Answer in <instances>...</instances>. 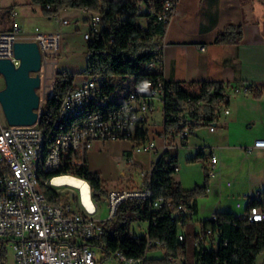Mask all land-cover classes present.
<instances>
[{
	"label": "built area",
	"instance_id": "1",
	"mask_svg": "<svg viewBox=\"0 0 264 264\" xmlns=\"http://www.w3.org/2000/svg\"><path fill=\"white\" fill-rule=\"evenodd\" d=\"M123 1L133 6L145 18L166 23L170 21L179 2V0ZM88 21L89 30L84 33L87 41L94 40L100 34L103 18L101 13L93 12L89 15ZM67 22V19L63 20V23ZM141 24L144 26L146 23L143 21ZM113 40L114 37L111 36V41ZM17 41H36L39 45L41 67L32 74L40 76L37 92L41 109L48 94L55 93V84L60 71L59 55L63 46V35L60 31H42L38 27L34 31L26 32L17 20H13L9 29L0 30V57L11 58L16 66L20 64V59L16 58L14 53V45ZM161 58L160 55L151 60L149 68L155 69L157 61ZM74 82V86L63 97L56 119L63 115V110L78 105H87L88 115L73 122L69 130L62 133L60 145L54 147L53 156L50 158L49 172H54L61 167L85 164L86 151L95 140H133L138 126L142 125L148 115L155 110L157 99L162 102L165 123V96L167 92L171 93L172 89L168 90L163 80L142 81L120 102H116L113 98L112 90H109L104 74H95L85 68L80 78L75 79ZM181 85L189 92L199 89L187 82ZM244 90L247 92L249 88L245 87ZM230 91L239 93L242 89L233 86ZM170 104L174 105V101ZM181 107L180 120H190L189 101H185ZM229 112L230 109L225 104H220L216 109L218 118L221 114ZM169 115L174 113L170 111ZM217 119L210 126L211 130L215 129ZM190 132L189 126L184 127L180 131V139L184 141ZM47 134L48 132L40 126L39 122L25 125L8 123L0 103V237L10 240L15 264H106L98 256L99 251L105 253L104 244L98 242L105 233L106 222L115 218L120 204L125 199L151 197V191L144 180L152 169L140 172L142 181L137 187L108 190L105 197L109 206L108 218L101 217L99 202L93 198L92 189L90 196L95 204L93 210L83 202L80 191L77 197L74 193L65 192L59 188V186L71 185H57L54 182H48L46 177L47 185L56 188L64 194L63 196L66 195L69 198L66 202L51 203L47 198H43L41 191H37L36 184L33 182V158L41 138H47ZM165 135L168 137L166 128ZM254 145L264 147V138L256 139ZM156 146L154 140L148 139L135 145V150L152 151ZM206 171L210 178L218 175L219 157L216 153L209 155ZM68 174L71 173L57 174L56 177ZM77 201L80 203L79 206ZM153 207L159 211L163 210L173 221L178 222L181 227L178 233L179 240L186 241V229H182L186 227L184 224L192 219V209L184 201L177 202L165 197L155 199ZM156 214L157 212L154 217ZM154 217L152 221L156 223ZM242 218L249 223L264 220V206H251ZM216 219L218 214L214 212L213 220ZM148 223L144 234H138L135 231V224L131 225L130 230V235L137 241H140L142 235L146 237L147 254L156 246L164 247L163 240L150 237L151 220ZM215 237L216 232L211 226H207L197 228L193 239L195 246L200 249V241H207L210 247H217ZM108 258L121 264H130V258H137V264H146L147 256L126 257L114 253L108 255ZM192 264L203 263L195 257Z\"/></svg>",
	"mask_w": 264,
	"mask_h": 264
},
{
	"label": "trees",
	"instance_id": "2",
	"mask_svg": "<svg viewBox=\"0 0 264 264\" xmlns=\"http://www.w3.org/2000/svg\"><path fill=\"white\" fill-rule=\"evenodd\" d=\"M41 4L43 10L53 14L67 7L86 9L101 13L103 25L100 34L94 40L87 41L86 69L95 74H104L107 78L109 90L114 89V80L132 76L134 84L127 94L142 81L152 79L163 80L167 92L165 127L167 139L172 145L175 138H180V131L189 126L191 131L200 126H211L218 118L216 109L220 104L229 105L232 83L216 80H203L197 91L189 92L182 87L183 82L166 80L163 77L161 60L157 61L155 69L149 68L151 60L161 55V47L158 39L167 30L168 23L155 22L145 18L136 9L123 0H31ZM47 6H50L49 8ZM146 24L142 26V22ZM111 36L114 40L111 41ZM244 29L241 24L229 22L219 31L215 39L217 44L239 43L243 39ZM75 75L60 70L55 84V93L48 98L44 106L39 110V124L48 132V137H56L59 129H56V117L59 112L64 95L73 87ZM192 84V83H190ZM247 88L252 89V86ZM125 96L122 98L124 99ZM259 95L258 93L256 94ZM174 101V105L170 102ZM189 101L190 117L188 121H181L179 112L181 106ZM172 111L174 115H169ZM56 119V120H55ZM55 121V123H54ZM148 140L147 130L143 124L138 126L133 138L135 145ZM186 142H183L185 144ZM206 153L199 150L190 160L205 158ZM178 153L171 149H165L162 155L153 163L150 174L144 183L151 191L149 198H128L119 206L114 219L106 222L105 233L98 243L104 244L106 255L120 250L127 256H147L146 237L141 236L137 241L130 235L131 225L135 221H149V235L151 238H159L167 249L165 258H148V264H161L170 261L169 256L182 257L186 253V242L194 236L196 226L192 230L186 229V241H180L178 237L181 227L173 221L168 213L153 207V201L159 197L184 201L192 209V219L196 222L195 214L198 213L197 199L206 195L209 190L210 176L206 171V182L196 185L194 188L185 189L175 173L178 170ZM61 173L86 179L91 186L93 198L100 202L108 193L105 180L98 172L91 171L86 164L72 167H61L54 172H42L44 178H50ZM51 203L66 202L68 197L56 188L40 183ZM65 197V198H64ZM67 198V199H66ZM66 199V200H65ZM253 205L264 206V199L253 197L249 200L246 211ZM155 212L157 214L154 217ZM218 219L206 218L200 220L201 228L211 226L216 232L215 246H195L194 258L198 257L203 264H256L258 254L264 249V220L247 222L242 214H236L230 210L216 211ZM156 219V223L152 221ZM189 223L184 224L188 226ZM153 249V248H152ZM6 242L0 237V260L5 263Z\"/></svg>",
	"mask_w": 264,
	"mask_h": 264
},
{
	"label": "crops",
	"instance_id": "3",
	"mask_svg": "<svg viewBox=\"0 0 264 264\" xmlns=\"http://www.w3.org/2000/svg\"><path fill=\"white\" fill-rule=\"evenodd\" d=\"M16 16L14 6L7 8L2 13L3 27L0 30L9 29L13 20H17ZM229 22L243 26V39L239 43H215L217 34ZM158 42L161 47L162 73L166 80L192 83L195 87H199L203 80L223 81L240 88L251 85L252 89L248 92L254 91L259 95L244 103L237 101L232 109V92L229 91L230 112L220 115L214 130L210 126H200L192 130L184 141L175 138L172 145L165 138L162 102L157 99L155 110L143 122L148 139L157 144L154 150L138 152L135 150V142L129 139H98L86 151L85 164L91 171L98 172L105 182L112 179L123 181L127 170L132 172V169L138 168L139 171H150L165 149L175 147L178 150L182 145H189V137H198L197 132L206 127L210 131L208 137H212L211 146L199 142L195 144L196 152L190 155L193 157L201 150L206 156L216 153L221 159L219 175L210 179L206 198L215 203L213 213L232 211L223 205L225 192L218 194L215 190L220 189L223 184L233 185L231 194L247 198L245 212L253 197L264 199V147L254 145L256 139L264 138V0H179L166 32ZM122 100L123 98L115 99L116 102ZM243 108L257 112L246 117L241 113ZM157 109L161 112L160 118L154 117ZM238 137L245 139L235 142ZM208 146L210 149L207 153ZM208 161L209 157L205 169ZM225 168H234V181L222 179ZM242 174H245V179L248 176L247 182L240 178ZM140 179L142 181V177ZM127 181L122 188H134L140 184L132 176ZM237 203L239 207L244 206L243 202ZM233 212L235 213L234 210ZM5 242L11 245L10 240L5 239ZM12 261L15 264L14 254ZM0 264H3L1 260ZM256 264H264V249L258 254Z\"/></svg>",
	"mask_w": 264,
	"mask_h": 264
},
{
	"label": "rangeland",
	"instance_id": "4",
	"mask_svg": "<svg viewBox=\"0 0 264 264\" xmlns=\"http://www.w3.org/2000/svg\"><path fill=\"white\" fill-rule=\"evenodd\" d=\"M0 28L3 27L1 19L2 13L11 6L17 11L16 19L19 22L22 29L26 32L34 31L37 27L42 31H60L63 35V46L61 53L59 55V68L62 71H67L75 75V79L78 80L81 76L82 71L86 68V60H87V40L84 38V33L89 30V21L88 17L92 11H88L85 9L75 8V7H67L59 10L56 13L50 14L43 10L41 4L34 3L31 0H0ZM67 19V23H63V20ZM75 83V82H74ZM134 84V78L132 76H128L126 78H117L114 80V89H112V96L115 99H121L123 96L127 94L129 89ZM5 86L4 77L0 74V88ZM74 86V85H73ZM242 91L239 93H232V103L231 108L235 107L237 101L241 103L246 102L249 98L256 97L254 91L246 92L245 87L241 88ZM52 95L48 94L46 100H44V104L48 100V98ZM256 110H249L248 108L242 109V115L246 117L248 115L256 113ZM156 118L161 117V112L159 109L155 111ZM198 137H189L190 144L182 145L177 150V148H172V152L178 153L179 160L178 165L180 169L175 173V177L181 182V185L185 189L194 188L196 185H203L206 182V169L205 165L207 162V156L205 158L200 157L197 160H190V155L196 152L195 144H199V142H204V145H210L212 137H208L210 135V131L208 128L204 127L200 129L198 132ZM235 142L243 141L245 137H238ZM210 142V143H209ZM210 147H206L207 153ZM219 164H221V159L219 160ZM140 172L138 168L132 169V172L127 170V174L123 175V181H119L118 179L106 180V186L108 190L114 188H122L128 183V178L132 176V178L139 180ZM234 168H225L223 173L224 181L231 179L234 181ZM219 175V174H218ZM245 174H242L240 178H243L244 182H247V179L244 178ZM216 177V176H215ZM214 177V179H215ZM219 178V177H218ZM236 182V181H235ZM118 186V187H116ZM120 186V187H119ZM139 186V185H138ZM233 186V185H232ZM232 186L227 184H223L222 187L218 190V194H222V191L225 192L223 199V205L225 208H231L234 210L236 214H242L245 210V205L247 203L246 196H241L238 194H231ZM137 187V186H136ZM60 189L65 192L74 193L78 197V188L74 186H59ZM229 193V194H227ZM107 195V194H106ZM104 198L99 202V211L101 213V217L103 219L108 218L109 216V206L107 199ZM65 198V197H64ZM199 213L194 216V221H190L188 226L183 227L182 230L187 229L188 231L192 230L193 225L199 227V219L210 218L214 211V202L206 198V195L199 196ZM67 199V198H66ZM65 199V200H66ZM69 200V198L67 199ZM227 201V202H226ZM237 202H243L244 206L239 207L240 205ZM79 201H77V205L79 206ZM133 224L136 225L135 231L138 234H144L148 228V221H135ZM106 253V252H105ZM99 251L98 256L99 259L106 264H121L116 260H111L108 256ZM195 253V242L192 237H189L186 242V253L182 257H173L169 256L170 261H163L161 264H192L194 260ZM167 254V249L163 246H156L153 249L149 250L148 257L149 258H165ZM13 257V248L9 242H6V252H5V262L7 264H12ZM170 257H173L172 259ZM146 264L147 261H146ZM156 264V263H155Z\"/></svg>",
	"mask_w": 264,
	"mask_h": 264
},
{
	"label": "water",
	"instance_id": "5",
	"mask_svg": "<svg viewBox=\"0 0 264 264\" xmlns=\"http://www.w3.org/2000/svg\"><path fill=\"white\" fill-rule=\"evenodd\" d=\"M14 53L20 59L18 66L11 58L0 57V74L5 80V86L0 88V103L8 123L34 124L41 107L37 92L40 76L32 72L41 67V51L36 41H17Z\"/></svg>",
	"mask_w": 264,
	"mask_h": 264
},
{
	"label": "bare ground",
	"instance_id": "6",
	"mask_svg": "<svg viewBox=\"0 0 264 264\" xmlns=\"http://www.w3.org/2000/svg\"><path fill=\"white\" fill-rule=\"evenodd\" d=\"M88 115V106L87 105H78L74 108H69L63 110V115L59 116L56 120V129H59L58 135L56 137H48L41 138L39 145H37V149L35 152V158H33V182H35L37 191H41V195L43 198H47L45 192L41 189L40 183L43 182L47 185L46 178L42 176V172H49V164L50 158L53 156L54 147L60 145L61 135L65 133V131L69 130V126L72 125L76 120L83 119L84 116ZM39 122V120L37 121ZM48 182H54L57 185L68 184L74 187H77L81 193V197L86 206L93 210L95 207L94 202L91 199V188L90 183L79 176H75L72 174L58 176L56 175L48 178ZM50 186V185H48ZM249 211V210H248ZM245 211L243 214H247ZM214 219V213L210 217ZM210 246L207 241H200V246ZM104 251H105V242H104ZM118 253L119 256L133 257L127 256L122 251L117 250L112 252V254ZM130 264H137V258H130Z\"/></svg>",
	"mask_w": 264,
	"mask_h": 264
}]
</instances>
